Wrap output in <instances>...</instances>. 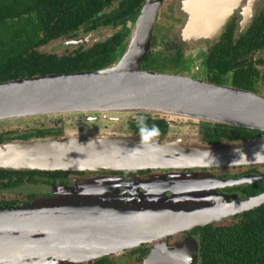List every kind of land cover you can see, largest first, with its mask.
<instances>
[{
	"label": "water",
	"instance_id": "95a60500",
	"mask_svg": "<svg viewBox=\"0 0 264 264\" xmlns=\"http://www.w3.org/2000/svg\"><path fill=\"white\" fill-rule=\"evenodd\" d=\"M164 2L144 1L130 25L122 52L113 63L101 69L36 74L0 81V123L63 116L72 120L117 121L148 115L264 131V94L184 73L140 68L152 48L155 25ZM263 7L264 0H182L181 8L187 19L180 33L185 39L210 38L214 41L221 37L236 11L242 12L243 32L249 29L255 13ZM139 137L133 133L93 129L66 131L60 138L14 140L0 144V167L84 171L264 163V136L217 145L198 140L191 147L181 148L180 142L172 140L170 135L159 137L150 146L141 145ZM112 179L108 177L105 182L110 184ZM189 179H177L171 197L167 188L158 190L153 179L149 183L151 195L146 196L145 202L134 201L130 206L115 204L127 214L114 212L111 225L89 226L104 231L103 243L96 245L93 241L82 247L75 244L76 254L82 251L83 257L87 255L92 260L132 249L154 240L158 234L168 236L204 225L212 221L208 215L219 203L245 202L237 208L242 211L264 204V194L233 201L215 195L206 199L207 210L202 205L203 197L192 199L187 196V184L192 182ZM88 185H91L90 181ZM70 203L73 202L70 200ZM47 212L43 199L15 209H0V264H48L53 260L51 256L62 250V243L55 242L60 248L53 249L56 245L48 242L50 234H57V239L68 227L73 228L76 212L54 215ZM49 216H56L59 221L55 224L47 222ZM60 218L64 227L59 226ZM69 249L73 250L72 246ZM198 250L197 240L183 235L172 245H156L145 264H198ZM62 263L56 260L54 264Z\"/></svg>",
	"mask_w": 264,
	"mask_h": 264
},
{
	"label": "flooded vegetation",
	"instance_id": "af4514ba",
	"mask_svg": "<svg viewBox=\"0 0 264 264\" xmlns=\"http://www.w3.org/2000/svg\"><path fill=\"white\" fill-rule=\"evenodd\" d=\"M121 1L112 0V3L98 15L100 17L96 18L97 22L90 23L84 29L75 32L74 35H65L55 41H60L64 47L74 46L73 48L67 47L68 51L66 52H70L80 46L89 48L97 43L115 40L117 37L123 36L120 43L116 44L111 51L110 63L114 62L122 52L123 42L129 34L120 33L130 27L129 23L134 20L131 17L117 16ZM263 10L264 7L259 13ZM259 13H255L254 18ZM174 16H176L175 23L183 22L184 19L180 18L177 12ZM241 19L242 12L236 11L229 21L230 25L234 24L236 37H240L246 31H241ZM219 39L220 37L214 41L210 38L185 39L180 32L170 36L167 32L166 34L159 32V27L156 25L152 48L142 63L149 66L142 69L184 73L195 78L234 87H238L236 83L240 81L238 71L247 69L249 78L253 79V83L250 84L252 88L249 89L264 94V46L255 49L245 57L236 58L233 54L227 56L221 48L216 49L214 45ZM234 39L236 40V38ZM51 43L44 45L43 48ZM147 59H149V64H147ZM239 63H243L245 68H241ZM98 69L101 68L94 70ZM243 79L247 80L244 77ZM146 118L153 119L159 126L160 137L170 135L172 140L180 142V148L182 146L191 147L198 140L204 144L215 145L232 141L224 137L226 124L223 123L160 118L158 116ZM134 121H137V118H132V116L129 119L117 121L72 120L63 116L48 120H30L22 125L0 123V144L32 138H60L65 135L66 131L73 130L99 129L140 135L133 130L132 122ZM251 132V135L243 140L264 136V131L253 130ZM41 133L44 134L40 135ZM108 177L113 178L110 184L105 182ZM179 178L192 180L193 183H189L191 187L187 189V193L192 199L198 196L203 197L202 205L205 209H209L208 201L206 203L209 196L223 195L233 201V199H249L264 194V163L84 171L0 167V209H15L33 203L35 200L43 199L48 207V215L76 212L73 228L68 227L67 230L60 233L57 239H55L57 234H50V239H48L49 243H62V250L54 252L51 256L55 261L64 262L62 264H145L148 255L156 245L165 243L172 245L178 237L183 235L197 240L199 245L198 264H235L242 259L248 264L264 262V250L260 252L262 255L257 256L259 248H249L247 242L250 240L257 244V242L264 241V215L262 214L264 204L249 210H236L224 216L221 214L217 217L212 216V221L204 225H195L191 229L168 236L158 234L154 240L145 241L132 249L121 250L92 260L85 254V257L82 256V253L77 255L79 253L77 252L76 254L75 244L82 247L88 243L91 245L90 242L93 241L96 245L98 242L103 243L104 231H96L89 226L99 223H110L111 225L110 219H113L112 213L114 212L127 214L126 211L121 212L115 204L130 206L134 201L140 199L145 202L146 196L151 195L152 186L149 183L153 179H155L158 189L160 187L167 188V194L173 196L175 193L173 188ZM89 181L90 186L88 185ZM89 187L94 190L87 191L86 189ZM70 200L73 202L72 204ZM225 212L223 213L225 214ZM49 217V220L54 224L59 221L56 216ZM59 226H65L64 221L62 224L61 218ZM152 233L156 235V233ZM106 234L108 236V233ZM62 246L69 248L72 246L73 250L65 249Z\"/></svg>",
	"mask_w": 264,
	"mask_h": 264
},
{
	"label": "trees",
	"instance_id": "16d2710c",
	"mask_svg": "<svg viewBox=\"0 0 264 264\" xmlns=\"http://www.w3.org/2000/svg\"><path fill=\"white\" fill-rule=\"evenodd\" d=\"M111 3L112 0H0V81L36 74L94 70L111 64V51L120 43L123 36L97 43L89 48L80 46L63 54L42 49L44 45L62 36L74 35L90 23L97 22L96 18L100 17L98 15ZM143 3L144 0H122L117 16L131 17L134 19L133 22ZM127 14L129 16H126ZM229 25L228 23L219 41L214 45L217 50L221 48L227 56L233 54L237 58L245 57L264 46V10L256 14L249 29L240 37L235 35L234 24ZM128 33L130 27L125 28L120 34ZM239 64L241 68H245L243 63ZM148 66L142 64L141 68ZM238 72L240 81L236 86L251 89L253 79L248 76L249 70L242 69ZM153 123H155L153 119L147 118L149 127ZM132 127L139 133L137 121L132 122ZM225 129L224 137L232 141L248 138L253 131L230 125H226ZM262 214L264 215V212ZM247 242L249 248H259L257 256L262 255L260 252L264 250V241L257 244L250 240ZM235 264L248 263L242 259ZM257 264L264 262L258 261Z\"/></svg>",
	"mask_w": 264,
	"mask_h": 264
},
{
	"label": "rangeland",
	"instance_id": "374dc122",
	"mask_svg": "<svg viewBox=\"0 0 264 264\" xmlns=\"http://www.w3.org/2000/svg\"><path fill=\"white\" fill-rule=\"evenodd\" d=\"M181 2H182V0H165L163 7L161 9V12H160L159 19L156 22V25H158V27H159V32L164 33V34H166V32H167V33H169L170 36H174V35H176L177 32H180V29L183 27L182 25L184 24V22L186 20V14L181 9ZM176 12L180 16V18L184 19L183 22L175 23L176 16H174V14H176ZM129 24L131 25L132 22H130ZM67 47H70V46L64 47L60 41H54L49 46L44 47L42 49L47 50V51H51V52H55V53L56 52L57 53H60V52L65 53L66 51H68V50H66ZM73 47H70V48H73ZM35 119L48 120L51 118H49V117L29 118V119L18 120V121H14L13 123H6V124H8V125H10V124L22 125V124H26L30 120H35ZM3 124L6 125L5 123H3ZM140 200H142V199H140Z\"/></svg>",
	"mask_w": 264,
	"mask_h": 264
},
{
	"label": "clouds",
	"instance_id": "9594fccd",
	"mask_svg": "<svg viewBox=\"0 0 264 264\" xmlns=\"http://www.w3.org/2000/svg\"><path fill=\"white\" fill-rule=\"evenodd\" d=\"M137 127L139 129V142L141 145L150 146L151 144L155 143L161 135L159 126L153 123L149 127L147 124V118L143 116L137 118Z\"/></svg>",
	"mask_w": 264,
	"mask_h": 264
},
{
	"label": "bare ground",
	"instance_id": "6f19581e",
	"mask_svg": "<svg viewBox=\"0 0 264 264\" xmlns=\"http://www.w3.org/2000/svg\"><path fill=\"white\" fill-rule=\"evenodd\" d=\"M191 8L193 9V10H195V8L193 7V5H191ZM178 182V181H177ZM193 182H190V184H192ZM189 183L187 184V189H189L190 187H191V185H190ZM156 186V185H155ZM176 186V185H175ZM157 187V186H156ZM158 189V188H157ZM160 189L162 190V187H160ZM159 190V189H158ZM187 196L189 197L190 195H188V193H187ZM246 203L245 202H236V201H233V202H230V203H226V202H223V203H219L218 205H217V208L215 207V209L214 210H212L211 212H213V213H211L210 215H208L210 218H212V216H219L220 214L221 215H223L224 213V211H226L225 213H228V212H231L232 211V209H234L233 211H236V210H238L237 208H240L241 206H244ZM207 210H209V209H207ZM232 211V212H233ZM231 212V213H232ZM209 213H210V211H209ZM208 217V218H209ZM47 222H53V221H51V220H47ZM61 242H59L58 244H60ZM52 244V243H51ZM52 245H56L53 249H55V250H57V249H59L60 248V245H57V243L55 244V243H53ZM57 248V249H56ZM81 250V249H80ZM82 252V251H81ZM80 252V253H81ZM55 263V261H54V259L52 260V261H50L48 264H54Z\"/></svg>",
	"mask_w": 264,
	"mask_h": 264
}]
</instances>
